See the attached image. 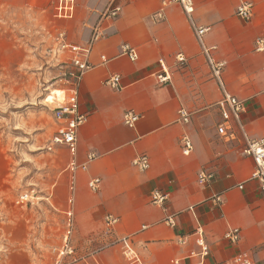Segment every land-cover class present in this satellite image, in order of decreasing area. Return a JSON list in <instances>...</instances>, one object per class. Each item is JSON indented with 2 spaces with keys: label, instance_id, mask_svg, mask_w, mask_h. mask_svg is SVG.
Segmentation results:
<instances>
[{
  "label": "crops",
  "instance_id": "1",
  "mask_svg": "<svg viewBox=\"0 0 264 264\" xmlns=\"http://www.w3.org/2000/svg\"><path fill=\"white\" fill-rule=\"evenodd\" d=\"M161 2L74 0L72 17L63 19L55 17V7L50 14L48 5L42 8V0H30L36 27L59 28L53 50L59 33L75 46L84 45L97 25L104 35L88 56L91 68L75 86L67 82L61 86L65 100L73 97L87 120L78 129L74 154L64 145L50 143V150L62 153L64 168L58 186L54 189L55 183L46 192L45 204L63 215L64 234L70 221L68 243L86 257L76 264H172L173 260L194 264L199 259L189 256L200 253L197 228L208 247L203 264H223L239 253L264 264V194L256 182L248 181L254 163L243 153L239 129L234 124L231 138L219 134L222 120L216 107L224 93L243 101L240 123L245 136L264 137V54L254 51L255 39L264 38V0H193L189 16L179 4L161 8ZM241 2L253 4L249 21L235 16ZM109 5L120 7V13L101 19ZM160 9L164 19L155 21ZM42 13L47 19L40 26ZM192 25L208 27L202 44ZM123 45L137 51L136 61L121 55ZM202 47L215 63L224 64L221 84ZM48 55L70 70L69 53H60V58ZM178 56L184 61L179 62ZM160 62L169 77L164 83L158 80ZM112 76L120 77L118 90L104 84ZM181 109L189 113L187 123L179 118ZM126 112L138 116L133 127L124 123ZM54 127L52 138L58 123ZM184 137L192 145L187 154ZM140 156L148 159L145 171L132 164ZM201 170L214 175L205 186L197 181ZM94 179L99 180L97 191L88 187ZM154 190L167 194L165 208L150 203ZM215 196L220 204L213 202ZM108 214L118 218L115 236H130L138 262L127 261L119 246L91 255L107 240ZM167 215L174 216V227L163 223ZM232 228L240 230L235 245L223 238ZM181 238L185 244L179 243Z\"/></svg>",
  "mask_w": 264,
  "mask_h": 264
},
{
  "label": "rangeland",
  "instance_id": "2",
  "mask_svg": "<svg viewBox=\"0 0 264 264\" xmlns=\"http://www.w3.org/2000/svg\"><path fill=\"white\" fill-rule=\"evenodd\" d=\"M41 5L53 14L56 2ZM32 9L30 0H0V264H51L64 236L63 215L45 196L64 168L62 153L49 149L60 104L46 98L63 93L65 68L48 55L59 28L36 27ZM30 192L39 199L17 203Z\"/></svg>",
  "mask_w": 264,
  "mask_h": 264
},
{
  "label": "built area",
  "instance_id": "3",
  "mask_svg": "<svg viewBox=\"0 0 264 264\" xmlns=\"http://www.w3.org/2000/svg\"><path fill=\"white\" fill-rule=\"evenodd\" d=\"M171 3L179 4L182 10L189 16L191 13L193 0H162L161 8L166 7ZM74 12V0H56L55 6V17L57 18H71ZM120 13V7L109 5L101 14V19H113L117 17ZM253 15V4L251 2H241L235 9V16L242 21H249ZM153 19L155 21H160L164 19L163 10L160 9L157 12ZM100 25L95 26L93 29L90 38L85 42L82 46H75L68 44L64 41V34L59 33L57 35V48L50 51L49 53H53L54 58H60V53L67 52L70 54L71 58L69 60V71H64L62 77L65 82L75 86L81 77L91 68L87 59L91 52V49L97 41H99L104 35L102 30L99 29ZM192 29L194 35L198 42L202 44V36L208 31V27H196L192 25ZM254 51L260 54H264V38L258 37L254 41ZM202 52L206 56L208 64L212 70L214 77L220 82V74L221 69L223 68V63H215L212 58L209 56V50L205 47H202ZM120 53L122 56L127 57L130 61L134 62L138 58L137 51L128 46H121ZM101 60L103 62L106 61L105 56H101ZM179 62H183L184 59L180 56L177 57ZM162 74L158 76V80L160 82L169 81V77L164 69L162 62H160ZM120 77L112 76L107 79L104 84L109 86L114 90H118L120 88ZM216 107L219 111L222 122L218 126V132L223 137L231 138L235 134V126L239 129L244 138V155L250 157L253 160L254 167L248 178V181H254L259 185L261 192L264 194V137L258 140L248 139L243 130L240 123V116L244 111V102L238 100L237 98L227 95L224 93L222 100H220ZM179 118L182 122L187 123L189 118V113L181 109L178 111ZM53 117L56 123H58V127L55 131V134L52 138L51 143L53 145H64L66 148L74 154L77 146V133L78 129L86 122L87 116L78 111L77 105L74 101V98H70V100H65L64 103L58 105L53 110ZM124 123L133 127L137 120L138 116L133 112H126L123 116ZM182 144L184 146V153L187 154L192 149V145L190 141L184 137L182 139ZM94 158L93 155L89 156V160ZM133 166L136 167L140 171H145L149 168V162L147 157L140 156L133 160ZM214 175L211 172H207L204 170L199 171L197 176V181L200 186L207 185L212 179ZM99 180L94 179L89 182L88 187L92 191L98 190ZM238 189H242V185L238 186ZM33 199V193H25L19 196L17 203H28ZM168 199L167 194L154 190L150 194V203L159 208H165V203ZM213 202L215 204H220L221 200L219 196L213 197ZM193 208H189V211H192ZM163 223L168 227H174V216L167 215ZM118 224V218L113 215H106L104 217V227H105V235L107 236V240L105 243L101 244V246L97 247L95 250L91 252V255H96L104 249L119 246L122 250L123 256L129 262H138L136 255L134 254L133 249L130 245V236H122L118 237L114 234V229ZM70 221L66 226V231L63 236L62 244L59 248H55L53 253L55 254V258L51 264H76L79 261L85 259L86 257L79 256L73 247H71L68 243V237L70 235ZM194 234L197 238V244L200 247V253L195 255L193 253L190 254L189 258L197 257L199 261L194 264H203L204 259L208 255V247L204 243L203 239V231L201 228H197L194 231ZM224 240H226L230 244H237L240 239V230L237 228L228 229L224 235ZM180 244H185V240L181 238L179 240ZM172 264H180L179 260H173ZM223 264H255L254 261L245 253H239L232 256L230 259L226 260Z\"/></svg>",
  "mask_w": 264,
  "mask_h": 264
},
{
  "label": "bare ground",
  "instance_id": "4",
  "mask_svg": "<svg viewBox=\"0 0 264 264\" xmlns=\"http://www.w3.org/2000/svg\"><path fill=\"white\" fill-rule=\"evenodd\" d=\"M46 102L48 105L57 104V103H64L65 98L63 97L62 93L58 90L50 91V94L46 98Z\"/></svg>",
  "mask_w": 264,
  "mask_h": 264
}]
</instances>
